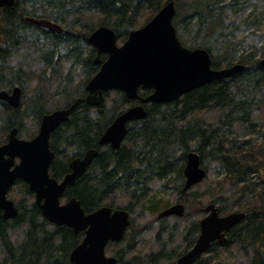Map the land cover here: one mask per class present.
I'll return each mask as SVG.
<instances>
[{
	"label": "trees",
	"instance_id": "trees-1",
	"mask_svg": "<svg viewBox=\"0 0 264 264\" xmlns=\"http://www.w3.org/2000/svg\"><path fill=\"white\" fill-rule=\"evenodd\" d=\"M169 0H16L12 7L0 11V89L19 85L21 103L11 108L0 101V144L16 128L17 136L31 138L42 114L64 106L85 94L87 80L98 70L95 49L87 37L97 26L114 30L123 41L130 29L148 21ZM176 13L173 25L183 44L203 47L211 55L212 67L234 63L245 65L242 72L200 86L176 100L146 106V116L127 126V133L117 150L100 147L98 139L112 119L136 103L120 90L104 94L97 107L81 102L69 118L50 134L55 157L50 175L59 179L69 171L68 162L90 148L97 155L87 171L68 186L62 200L75 196L85 212L101 204L130 209V204L145 207L157 214L167 201L149 196L153 185L163 192L174 191L186 206L193 201L182 193V169L185 154L196 151L200 161L211 158L221 169L233 196L229 204L219 207L222 214L232 209L245 212V218L228 234L223 245L214 243L207 253L235 247L246 258L244 264H264V142L237 139L239 133L261 132L264 126V41L241 49L221 39L229 13L239 14L238 23L256 34L264 32V6L251 0H173ZM26 16L47 18L63 27L52 33L25 20ZM232 33V32H230ZM219 54L212 55L213 45ZM104 58V56H101ZM223 65H222V64ZM25 93L30 95L25 99ZM148 90L140 91L145 95ZM57 95L62 98L57 99ZM59 97V96H58ZM209 114L211 120L203 114ZM27 123L31 125L29 133ZM246 134V135H247ZM245 135V134H244ZM205 168V166H203ZM129 198L128 205H112L111 194ZM187 195V196H186ZM186 196V197H185ZM18 213L12 219L0 216V264H72L68 255L82 233L67 226H56L41 215L26 183L16 181L8 192ZM190 200V202H189ZM203 213L197 208L195 214ZM164 219L160 221L161 222ZM199 220H191L182 237L183 249H169L134 254L116 264H156L160 258L175 259L194 242ZM20 228L21 236L10 239V231ZM134 235L127 247L131 246ZM143 255V256H142ZM211 256H202L195 264H208ZM242 264V263H241Z\"/></svg>",
	"mask_w": 264,
	"mask_h": 264
},
{
	"label": "water",
	"instance_id": "water-1",
	"mask_svg": "<svg viewBox=\"0 0 264 264\" xmlns=\"http://www.w3.org/2000/svg\"><path fill=\"white\" fill-rule=\"evenodd\" d=\"M14 3L15 0H0V9L13 6ZM175 13L174 1H167L145 24L130 30L121 44H117V36L112 28L105 25L95 28L87 41L95 48L94 62L99 64V68L86 82V94L64 107L43 114L38 132L33 138H18L16 128H12L7 141L0 144L2 218L7 220L16 217L18 210L6 195L16 180H23L34 194L41 215L48 222L57 226L65 225L74 233L83 232L81 241L69 253L72 264H114L116 258L105 254V246L108 242L123 239L130 218L124 208L108 205L85 212L75 196L60 202L64 190L86 172L97 155V149H88L82 156L72 158L69 162L70 171L57 180L49 174V166L54 157L49 147L51 132L66 121L81 102L98 106L105 92L118 89L129 100H137V104L119 113L98 139V145L107 144L117 150L127 133V124L146 116V105L176 100L200 86L228 78L245 68L241 63L213 68L208 50L184 46L173 25ZM25 20L54 33L63 29L57 22L45 18L26 16ZM102 54L105 59H100ZM259 64L264 66V57L259 60ZM140 90H149V93L141 95ZM20 99L19 86H14L10 91L0 90V100L12 108L19 106ZM182 173V192L205 177L206 171L201 166L200 156L193 149L185 154ZM204 210L207 214L200 219L199 235L192 247L176 259L175 264L195 263L213 242L224 243L226 233L245 217L242 211L219 215L218 208L212 202ZM183 214V204L176 202L160 211L157 218Z\"/></svg>",
	"mask_w": 264,
	"mask_h": 264
},
{
	"label": "rangeland",
	"instance_id": "rangeland-1",
	"mask_svg": "<svg viewBox=\"0 0 264 264\" xmlns=\"http://www.w3.org/2000/svg\"><path fill=\"white\" fill-rule=\"evenodd\" d=\"M258 4V9L261 10L262 6H264V0H251ZM229 20L226 24L225 31L229 32L226 36H224L221 40L224 42L231 41L232 44H235L238 47V52L241 49H248L251 46H258L264 41V32L260 34L254 33L252 30L243 28L242 24L238 23L239 14H234L233 12L229 13ZM264 31V30H263ZM232 32V33H230ZM178 36V33H177ZM180 39V35L178 36ZM181 41V40H180ZM183 44V43H182ZM186 47H190L188 44H184ZM219 46L213 45L212 55L219 54ZM222 64V63H221ZM223 65V64H222ZM225 67V66H222ZM221 68V67H220ZM29 93H25V101L26 97L29 96ZM59 96V97H58ZM57 99L62 98L60 95L56 96ZM23 99V97H22ZM203 117L205 119L211 120V116L209 114L204 113ZM27 129L30 132L31 125L29 123L26 124ZM261 132H264V126ZM245 134V135H244ZM241 133L239 135L236 134L237 139L243 140L247 138L257 139L258 142H264L262 135L257 133ZM202 167L205 166V177L198 184L192 186L187 195L193 201V196L197 199L190 206H186L185 202L182 199H177V194L174 191L163 192L159 189L158 185H151V194L149 196H153L154 199L160 200L163 202L167 201V204H172L174 202H182L185 206V213L181 217L171 216L168 218H164L161 222L157 220L156 215L150 213L145 207L140 205H132L130 204V217L132 219L131 226L127 231L124 239L118 244H109L106 248L107 254L114 255L115 252L121 251L122 259L121 262L126 261L129 257L134 254H143L145 252H155L159 249L162 252H169V249L172 250H182L183 249V240L182 237L184 235V231L189 225L191 220H196L204 216V212H198L195 214V210L197 208H203L208 202H213L217 205V207L226 206L228 208L229 204L227 201L231 200L229 197L233 196L232 190L229 183H224L220 186V180L223 178V174L221 169L217 166V164L205 157L201 163ZM186 195V196H187ZM185 196V197H186ZM108 202H111L112 205H128L129 198L125 195L114 193L108 197ZM190 202V200H189ZM232 211H238L237 209H232ZM22 234V230L17 228L15 230L10 231V239L14 240L15 237H20ZM134 235V240L131 246L127 247L130 238ZM1 256V254H0ZM143 256V255H142ZM204 256H211L210 261L216 262L218 264H244L246 263V258L243 257L242 252L238 251L235 247H229L227 249H217L216 252H208L204 254ZM156 264H172V261L167 258H160L156 262Z\"/></svg>",
	"mask_w": 264,
	"mask_h": 264
},
{
	"label": "flooded vegetation",
	"instance_id": "flooded-vegetation-1",
	"mask_svg": "<svg viewBox=\"0 0 264 264\" xmlns=\"http://www.w3.org/2000/svg\"><path fill=\"white\" fill-rule=\"evenodd\" d=\"M14 86H16V85H13V86H11V88L9 89V90H11ZM20 87V86H19ZM21 88V87H20ZM21 99H22V89H21ZM21 99H20V103H21ZM1 101V100H0ZM6 103V102H5ZM20 105V104H19ZM12 108V107H11ZM39 123H40V121H39ZM39 123H38V126H39ZM38 128V127H37ZM13 186V185H12ZM113 208H115V206H112ZM122 208H124V207H122ZM125 210H127L128 212H129V218H130V222L132 223V219H131V217H130V211H131V209H127V208H124ZM131 223H130V226H131ZM115 244V243H114ZM114 257H116L115 255H113ZM116 262H117V257H116ZM116 262L114 263V264H116Z\"/></svg>",
	"mask_w": 264,
	"mask_h": 264
},
{
	"label": "bare ground",
	"instance_id": "bare-ground-1",
	"mask_svg": "<svg viewBox=\"0 0 264 264\" xmlns=\"http://www.w3.org/2000/svg\"><path fill=\"white\" fill-rule=\"evenodd\" d=\"M16 1V0H15ZM14 5V4H13ZM10 7H12V6H10ZM4 8H7V7H4ZM32 17H34V16H32ZM36 18H40V17H36ZM57 24H59V23H57ZM60 25V24H59ZM61 26V25H60ZM62 27V26H61ZM108 27V26H107ZM63 28V27H62ZM176 31H177V29H176ZM180 40V39H179ZM182 43V42H181ZM90 44V43H89ZM184 45V44H183ZM185 46V45H184ZM189 48V47H188ZM101 56H104V55H100V59H105V56H104V58H102ZM125 94V93H124ZM126 96V95H125ZM127 98V97H126ZM128 99V98H127Z\"/></svg>",
	"mask_w": 264,
	"mask_h": 264
}]
</instances>
